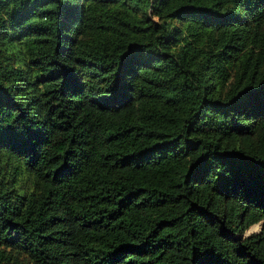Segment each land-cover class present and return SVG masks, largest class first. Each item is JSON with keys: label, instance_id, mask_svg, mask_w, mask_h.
I'll return each instance as SVG.
<instances>
[{"label": "trees", "instance_id": "1", "mask_svg": "<svg viewBox=\"0 0 264 264\" xmlns=\"http://www.w3.org/2000/svg\"><path fill=\"white\" fill-rule=\"evenodd\" d=\"M0 264H264V0H0Z\"/></svg>", "mask_w": 264, "mask_h": 264}, {"label": "rangeland", "instance_id": "2", "mask_svg": "<svg viewBox=\"0 0 264 264\" xmlns=\"http://www.w3.org/2000/svg\"><path fill=\"white\" fill-rule=\"evenodd\" d=\"M153 20H155V17H153ZM258 231V226L253 225L249 229L243 232L242 237H247L248 235L255 234Z\"/></svg>", "mask_w": 264, "mask_h": 264}, {"label": "water", "instance_id": "3", "mask_svg": "<svg viewBox=\"0 0 264 264\" xmlns=\"http://www.w3.org/2000/svg\"><path fill=\"white\" fill-rule=\"evenodd\" d=\"M256 225V224H255ZM257 226H258V231L257 232H259L260 231V229H261V226L259 225V224H257ZM256 232V233H257Z\"/></svg>", "mask_w": 264, "mask_h": 264}]
</instances>
